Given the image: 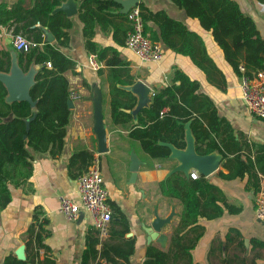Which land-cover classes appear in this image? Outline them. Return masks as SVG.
<instances>
[{
  "label": "crops",
  "instance_id": "0c3cea01",
  "mask_svg": "<svg viewBox=\"0 0 264 264\" xmlns=\"http://www.w3.org/2000/svg\"><path fill=\"white\" fill-rule=\"evenodd\" d=\"M22 1L23 7L29 9L35 0H0L9 5ZM123 4L129 0H116ZM243 12L251 16L262 37L264 38V0H236ZM80 7L81 1H77ZM146 15L145 25L149 33L161 36V23L166 16L180 22L186 30L198 35L193 42L185 44L179 33H173L171 43L162 41L165 55L159 64L142 62L127 46L123 32L115 33L111 27L98 25L94 40L99 47L110 46L118 50L122 59L129 61L130 72L135 76V82H145L150 90L148 98L166 85L179 84L176 72L182 71L191 79L199 82V92L209 96L217 111L224 120L219 126L218 140L224 139L228 151L224 157L218 151L208 155L216 167L208 174L200 173L197 168L190 167L188 171H198L200 178L216 186L208 195L215 198V204L223 207V213L217 217H203L200 223L204 226L203 237L193 250L195 261L201 264H264V247L253 245L252 240L264 241V222L255 219V200L260 187L261 176L264 175V119L255 116L246 106L241 91L240 73L227 60L224 51L215 40L213 33L205 29L198 18L191 17L185 9L179 7L174 0H139ZM125 6L123 5L122 12ZM78 13L69 16L73 26L69 30V40L62 51L76 62V67L66 71L71 88L81 95L73 102L68 133L64 148L53 154L36 152L28 167L30 175L11 187L12 200L4 207L0 206V264H5L9 257L13 263L33 262L34 264H82V255L86 247L87 236L91 230L99 235L100 241L109 240V235L100 236L94 227L90 213L81 210L80 217L68 220L59 211V197L67 195L78 200L76 190L77 178L84 171L81 166H71L70 159L79 148L93 151L98 160L109 191V203L113 210L111 225L120 227L116 221L119 210L126 214L130 223V232L126 238L136 239L135 253L130 264H142L149 244L165 248L169 244L172 228L180 220L183 204L173 197L164 196L159 183L166 180L179 166L183 164L182 153L195 150V137L190 128L186 130L185 148H174L168 159L152 158L146 153L140 141L132 140L129 135L131 122L115 124L112 119V92L109 80V67L104 61L100 74L90 64L94 54L86 46L87 38L83 35V23ZM131 29V24L123 20ZM1 25L0 50L12 46V31L15 26ZM39 24V23H38ZM117 34V35H116ZM45 40V34H44ZM123 40H125L124 43ZM56 41V40H55ZM54 41V42H55ZM53 43V42H51ZM173 44V45H172ZM185 45L192 49L196 58L179 52L178 47ZM111 51L109 57L113 56ZM39 69V65L35 64ZM132 85L118 87L132 91ZM134 109L121 108L130 112L133 121L137 123L138 116ZM101 113L106 130V146L104 152H99L98 134L95 130L97 115ZM231 148V150L229 149ZM135 151L142 161L137 177L132 178L130 169L132 151ZM187 156V155H186ZM239 156L240 161L250 165L244 175H235L238 171V161L225 163L229 158ZM89 167V166H88ZM228 176H225V175ZM190 177V176H189ZM205 200H208L205 198ZM172 210L175 215L170 224L163 227L166 243L152 240L149 242V227L155 219L156 211L161 217H167ZM37 234L41 235L40 244ZM244 245H240V241ZM102 243L97 245L101 249ZM24 249V258L20 259L17 252ZM91 264H96L92 262ZM101 264H107L102 260Z\"/></svg>",
  "mask_w": 264,
  "mask_h": 264
},
{
  "label": "trees",
  "instance_id": "16d2710c",
  "mask_svg": "<svg viewBox=\"0 0 264 264\" xmlns=\"http://www.w3.org/2000/svg\"><path fill=\"white\" fill-rule=\"evenodd\" d=\"M65 1L67 0H35L29 9L23 7L22 1L13 5L0 3V32L1 25L25 21L24 24L15 26L14 31L27 34L35 42L42 43L29 52H20L18 56L19 65L24 71H28L32 64L40 66L35 77L36 83L31 88L32 98L36 101L35 107L27 100L8 102V90L0 80L1 207L12 200L11 187L30 175L28 167L34 153L50 151L57 154L64 148L72 113L69 105L71 86L65 73L76 67L75 60L61 49L68 44L73 19L64 11L54 12ZM79 1L81 4L78 17L83 23L86 46L100 63L104 61L109 67L114 123L131 122L130 137L140 141L142 149L152 158L168 159L172 153L171 146L185 148L187 128L194 134L198 154L207 155L218 151L226 157L227 145L224 139L218 140L219 126L224 120L217 115L213 100L199 92V82L182 71L176 72V78L180 81L178 85H166L159 89L150 104L139 110L137 123L133 121L130 112L121 110L134 109L137 97L131 91L118 87V84L132 85L135 83V76L130 72L129 61L120 58L117 49L110 46L100 48L94 37L98 25L103 28L111 27L115 33L128 34L130 28L123 21L130 23L128 14L122 12L123 4L116 0ZM174 1L185 9L189 16L198 18L201 25L213 33L227 60L240 75V64H243L250 74L264 70V38L254 19L243 12L236 0ZM141 10L145 21L143 6ZM156 17H163L165 20L160 26L161 36L151 33L154 40L171 43L170 37L174 32L179 33L185 44L193 42L194 38L198 39L197 34L186 30L180 22L166 16ZM42 26L48 27L54 33L55 42L44 40ZM145 28L149 31L147 25ZM124 42L125 40L121 43ZM177 50L196 58L194 50L186 49L185 45ZM111 51L114 55L109 57ZM48 62H51L52 67H48ZM11 65V52L5 48L1 49L0 71L10 72ZM98 72L102 74L104 69L100 67ZM93 159V151L82 147L72 155L70 165H80L83 171ZM236 161L238 171L235 175H244L245 169L250 168V165L240 161L239 156L229 158L225 165L230 167L229 162ZM159 186L164 196L177 198L184 208L179 222L172 228L168 246L160 248L149 244L142 264H201L193 257V250L205 231L200 219L217 217L224 212L223 207L215 204L214 196L212 200L208 197L216 186L208 182L203 175L194 179L181 170L174 171L166 180L161 181ZM116 216L120 218L116 221L120 227L111 225L109 240L101 242L94 229L90 231L82 255V264H101L102 260L107 264H130L136 249V239L125 237L130 232L126 214L119 210ZM37 241L40 244V234H37ZM252 241L254 247H264V241ZM99 243H102L101 249L97 248ZM240 245H244L243 240ZM240 261L242 264L246 263V260ZM5 264L25 263H13L8 257Z\"/></svg>",
  "mask_w": 264,
  "mask_h": 264
},
{
  "label": "built area",
  "instance_id": "2783aa9c",
  "mask_svg": "<svg viewBox=\"0 0 264 264\" xmlns=\"http://www.w3.org/2000/svg\"><path fill=\"white\" fill-rule=\"evenodd\" d=\"M262 13L264 9L261 8ZM139 2L133 5L128 11L131 29L126 38V46L145 63L159 64L165 55L164 45L159 40H154L145 28V21L142 16ZM12 46L16 51L29 52L42 43L35 42L22 32L12 31ZM90 64L94 69H99L101 63L93 54ZM52 67L51 62L47 63ZM241 91L243 100L255 116L264 119V70H257L251 74L246 71L243 64H240ZM71 86V85H70ZM80 93L70 88L69 100L74 102L80 97ZM189 176L196 179L199 172H189ZM76 190L78 200L67 195L59 197L58 209L68 220L75 221L80 217L81 210H86L93 218L94 227L99 231L100 236L109 235L113 210L109 203V191L105 186V178L97 159H93L88 169L77 178ZM255 219L264 222V175L261 176L260 189L255 200ZM25 264H34L27 262Z\"/></svg>",
  "mask_w": 264,
  "mask_h": 264
},
{
  "label": "water",
  "instance_id": "95a60500",
  "mask_svg": "<svg viewBox=\"0 0 264 264\" xmlns=\"http://www.w3.org/2000/svg\"><path fill=\"white\" fill-rule=\"evenodd\" d=\"M138 2L139 0H129L128 2H123V5L125 6L124 12H127L133 5L137 4ZM78 10L79 7L75 0H67L62 5L58 6L54 10V12L64 11L68 16H74L78 13ZM42 29L45 34V41L54 42L56 40L54 33L48 27L42 26ZM20 52L23 51H16L15 49L11 50L12 65L10 72L0 71V80L5 84L8 90V96L6 98L8 102L27 100L31 103L33 107H35L36 101H34L32 98L31 88L36 83L35 77L38 72V69L35 67V64H32L28 71H24L18 62V56ZM131 89L133 92H136L139 95L137 108L133 111L137 115L141 108L148 106L152 101V99L150 101L147 96V93L149 92L150 88L145 82L138 80L133 84ZM69 105L70 107L73 106V102L70 100ZM29 121L30 120L27 121V128H29ZM95 130L98 134L99 152H104L107 149L106 130L103 124L101 113L97 115V123ZM171 147L172 151L174 150V148H176L174 146ZM180 157L183 158V164L179 166L175 171H184L187 176H189L188 169L190 167L197 168L200 173L202 172L205 174H208L216 167V163L211 162V158L198 154L196 152V148L195 150L193 149V151L188 152L187 154L182 153ZM141 163L142 161L139 159L137 153L133 150L130 164L132 178L136 179ZM175 214V210H172V212L167 217H161L156 211L155 219L152 222V229H150L149 227L146 228L149 229L150 233L149 242L155 240L162 244L166 243V235L162 232V230L165 225L170 224L172 222V219ZM24 249L25 248H20V250L17 252L20 259H25Z\"/></svg>",
  "mask_w": 264,
  "mask_h": 264
},
{
  "label": "rangeland",
  "instance_id": "374dc122",
  "mask_svg": "<svg viewBox=\"0 0 264 264\" xmlns=\"http://www.w3.org/2000/svg\"><path fill=\"white\" fill-rule=\"evenodd\" d=\"M27 37H29L27 34H25ZM30 38V37H29Z\"/></svg>",
  "mask_w": 264,
  "mask_h": 264
}]
</instances>
